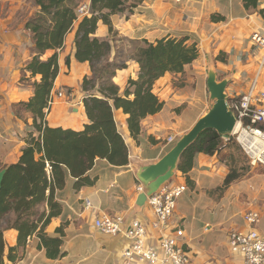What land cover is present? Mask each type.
Returning <instances> with one entry per match:
<instances>
[{
  "label": "crops",
  "instance_id": "obj_1",
  "mask_svg": "<svg viewBox=\"0 0 264 264\" xmlns=\"http://www.w3.org/2000/svg\"><path fill=\"white\" fill-rule=\"evenodd\" d=\"M28 1L25 0L26 6L18 4L21 11L17 18L2 15L0 0L2 166L19 161L36 132L33 114L23 110L18 113L15 106L33 97V83L41 78L31 77L26 69L34 55L32 33L26 28V22L37 11L35 7H27ZM255 1L142 0L129 18L120 13L112 15V56L116 51L120 53L121 41L127 42L123 52H128L132 40L155 42L170 37H188V42L197 44L199 56L183 72H168L155 82L154 92L164 101V106L141 121L138 134L131 133L129 115L122 108L114 109L118 130L128 146V163L116 165L106 158H98L88 172L95 182L80 188L76 187L77 178L68 176L66 185L56 194L60 213L44 229L48 236L59 240L58 256L48 254L38 232L20 245L18 230L6 228V255L1 264H127L123 249L130 241L122 234L104 233L94 224L103 212L123 215L126 222L143 221L150 233L149 242L160 243L162 234L152 226L155 216L151 206L148 202L138 204L141 192L137 186L141 182L136 171L158 162L174 144H168L169 137L174 136L176 143L206 114L212 105L207 86L210 64H214L218 80L229 78L226 91L230 102L247 93L254 82L258 90L264 89V49L252 40L255 32L264 34V0H257V5ZM77 28L78 23L67 34L62 48L49 50L42 58L58 53L59 74L52 94L70 89L76 94L73 100L55 99L45 109L47 123L82 131L90 122L82 83L92 75V70L89 62L76 59ZM96 36H110L109 27L103 21L98 24ZM67 56L71 58L70 65L66 63ZM139 73L140 66L133 59L127 61L126 67L116 70L112 81L120 88V94L124 95L129 80L138 79ZM231 154L229 146L214 155L198 153L190 171L178 168L167 182L186 187L177 199L166 234H172L179 227L185 230L180 241L189 253V264H244L241 255L231 249L229 236L233 231L249 227L245 216L250 211L260 213L258 230L264 236V166H253L226 185ZM39 212H46L47 216L48 204H42Z\"/></svg>",
  "mask_w": 264,
  "mask_h": 264
},
{
  "label": "trees",
  "instance_id": "obj_2",
  "mask_svg": "<svg viewBox=\"0 0 264 264\" xmlns=\"http://www.w3.org/2000/svg\"><path fill=\"white\" fill-rule=\"evenodd\" d=\"M81 1L29 0L30 6L37 11L26 22V28L32 33L34 52L26 69L31 77L41 78L33 83V97L15 106L18 113L23 110L33 114L36 132L31 135L19 161L4 166L7 173L0 190V264L6 255V228L18 230L20 245L38 232L48 254L58 256L59 240L48 236L44 229L51 218L60 213L61 204L56 194L66 185L68 176L77 178L76 187L80 188L95 182L88 172L98 158H106L116 165L128 163V146L118 130L114 109L122 108L129 115L131 133L138 134L141 121L164 106V101L154 92L155 82L168 72H183L185 66L199 56L197 44L188 42V37H170L155 42L132 40V47L123 62L113 60L112 15L120 13L129 18L142 0H91V15L79 18L76 11ZM100 21L108 25L110 36H96ZM77 23L75 56L80 62H89L92 70V75L82 83L83 90L89 92L83 101L90 120L82 131L52 127L47 123L45 109L49 107L59 74L58 53L42 58L47 51L62 48L67 34ZM130 59L139 64L140 73L138 79L129 80L122 95L112 77L118 68L126 67ZM70 62L71 58L67 56L66 63L70 65ZM104 62L105 66L99 68ZM241 97L233 101H239ZM232 110L238 115L236 110ZM233 139L229 136L225 140L214 129L205 130L185 150L178 168L188 172L194 166L196 154L203 152L214 155L229 146L232 150L229 159L232 168L225 184H230L243 175L234 163V154L237 149L244 151L237 141V144H231ZM44 203L50 208L47 216L46 212H39V207ZM3 223H6L5 227Z\"/></svg>",
  "mask_w": 264,
  "mask_h": 264
},
{
  "label": "built area",
  "instance_id": "obj_3",
  "mask_svg": "<svg viewBox=\"0 0 264 264\" xmlns=\"http://www.w3.org/2000/svg\"><path fill=\"white\" fill-rule=\"evenodd\" d=\"M78 17L91 15V0H82L77 7ZM252 40L264 49V34L255 32ZM264 60V50H263ZM84 97L89 96L86 92ZM76 98L74 91L58 90L49 100L51 106L56 98ZM71 98V99H70ZM231 109L238 112V129L231 137L235 138L253 166L264 165V89L258 90L256 82L239 101L229 103ZM246 121L249 123L246 124ZM228 140V139H225ZM176 138L170 136L168 144L175 143ZM143 192L142 184L137 186ZM186 187L180 184L165 183L160 189L148 196L147 202L151 206L155 220L153 228L162 234L160 243L155 245L149 242V231L146 224L133 219L126 222L123 215H112L103 212L95 220V226L107 234H122L130 243L123 249V257L127 264L139 262L141 264H189L190 256L181 245L180 238H184L185 230L177 228L172 234H166L169 221L174 214L177 199L184 193ZM87 200V205H90ZM249 227L246 230L230 233V246L243 258L244 264H264V236L258 230L261 215L257 211H250L245 216Z\"/></svg>",
  "mask_w": 264,
  "mask_h": 264
},
{
  "label": "water",
  "instance_id": "obj_4",
  "mask_svg": "<svg viewBox=\"0 0 264 264\" xmlns=\"http://www.w3.org/2000/svg\"><path fill=\"white\" fill-rule=\"evenodd\" d=\"M229 78L218 80L214 64L209 65L207 86L212 105L192 128L180 136L170 151L158 162L138 168L136 175L144 191L138 196V204L147 202L148 196L157 192L160 187L171 180L178 169L179 161L185 150L207 129L216 130L223 138L228 139L237 126V116L229 105L226 88ZM7 168L0 169V190L3 186Z\"/></svg>",
  "mask_w": 264,
  "mask_h": 264
},
{
  "label": "rangeland",
  "instance_id": "obj_5",
  "mask_svg": "<svg viewBox=\"0 0 264 264\" xmlns=\"http://www.w3.org/2000/svg\"><path fill=\"white\" fill-rule=\"evenodd\" d=\"M1 2H2V4H1V10H2L1 13H2V15H5V16L13 15V16H15L17 18H18V12L21 11V9L20 10L18 9V7H19L18 4L23 3L24 6H26L25 0H1ZM29 6H30V2L28 1L27 2V7H29ZM13 22L11 23V25H13ZM126 45H127L126 41H121V43H118L120 53H118V51H116L115 52V56H112L113 60H117L118 62H123L124 58L129 54V51L128 52H123L126 49ZM105 62L102 63V65H100L99 68L101 66H105V64H106ZM60 99H64L65 100L64 97L63 98H56V100H60ZM230 142H231V144L233 143L234 145L237 144L236 140H234V139L231 140ZM174 145H175V143L173 144V146ZM234 155H235L234 163L238 166L237 169L240 170L241 172H243V174H245L249 170V168L253 167V165L250 164V162H249L247 156L245 155V153L242 152L241 150L237 149V151H235ZM3 163H4L3 161L0 162V169L4 167V166H2ZM257 166L258 167H263L264 165L263 164H258ZM230 168H232V167L230 166ZM3 226H6V223H3Z\"/></svg>",
  "mask_w": 264,
  "mask_h": 264
},
{
  "label": "bare ground",
  "instance_id": "obj_6",
  "mask_svg": "<svg viewBox=\"0 0 264 264\" xmlns=\"http://www.w3.org/2000/svg\"><path fill=\"white\" fill-rule=\"evenodd\" d=\"M238 127H239V126L237 125L236 128H235V131L238 129Z\"/></svg>",
  "mask_w": 264,
  "mask_h": 264
}]
</instances>
